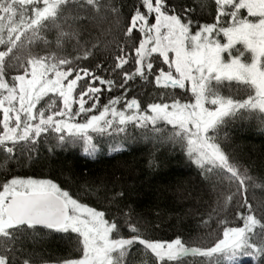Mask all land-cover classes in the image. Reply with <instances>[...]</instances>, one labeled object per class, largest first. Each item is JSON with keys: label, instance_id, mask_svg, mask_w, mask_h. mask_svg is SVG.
I'll list each match as a JSON object with an SVG mask.
<instances>
[{"label": "snow or ice", "instance_id": "snow-or-ice-1", "mask_svg": "<svg viewBox=\"0 0 264 264\" xmlns=\"http://www.w3.org/2000/svg\"><path fill=\"white\" fill-rule=\"evenodd\" d=\"M122 8L116 0H0V264H17L23 242L45 231L74 234L75 252L56 264H264V199L254 207L248 197L264 184L221 136L237 118L264 125V0H136L128 15ZM97 18L108 27L94 34L88 26ZM137 85H154L160 102L142 108L129 99ZM129 128L180 145L202 171L212 201L202 221L209 231L197 238L203 246L153 235L123 192L91 206L53 179L9 167L52 138L95 159L106 137L126 143ZM101 188L93 180L81 190ZM29 255L36 259L22 264H47Z\"/></svg>", "mask_w": 264, "mask_h": 264}, {"label": "trees", "instance_id": "trees-1", "mask_svg": "<svg viewBox=\"0 0 264 264\" xmlns=\"http://www.w3.org/2000/svg\"><path fill=\"white\" fill-rule=\"evenodd\" d=\"M135 2L116 0V3L123 5L125 15L131 12ZM88 27L95 34L97 28L105 29L108 24L97 18ZM119 94L115 90L105 94L101 96V103H107L109 95ZM134 95L141 100L143 108L148 102H160L161 93L154 85L145 89L137 85L128 93V98ZM129 132L131 135L122 146L106 137L99 144L101 151L95 159L87 156L79 144L60 147L52 138L48 142L38 143L30 155L25 152L18 163L13 161L9 167L13 174L53 179L68 190L79 192L82 202H88L91 206H96L98 198L103 201L106 194L111 197L123 192L120 200L134 210V214L153 235L164 239L179 235L192 246H203L197 238L204 237L209 231L202 221L208 218L212 201L202 171L188 159L180 145L146 140L139 129L129 128ZM225 133L228 136L227 150L249 169L257 184H264V125L260 119L237 118L222 129L221 136ZM113 146L118 150L113 151ZM4 176L0 172V182ZM93 180L97 183L103 181L106 188L92 194L81 190L85 181ZM248 197L255 207L257 200L264 199V187H250ZM212 227L216 225L213 223ZM73 244L74 234L70 237L45 231L34 240L23 242V252L16 253L17 264H22L24 259L35 260L30 253H39L47 264H56L59 258L75 252ZM201 259L189 257L188 264H198ZM242 264L255 262L246 260Z\"/></svg>", "mask_w": 264, "mask_h": 264}, {"label": "rangeland", "instance_id": "rangeland-1", "mask_svg": "<svg viewBox=\"0 0 264 264\" xmlns=\"http://www.w3.org/2000/svg\"><path fill=\"white\" fill-rule=\"evenodd\" d=\"M246 260H251L250 258L248 257H242L241 258V264L244 263ZM252 261V260H251Z\"/></svg>", "mask_w": 264, "mask_h": 264}]
</instances>
